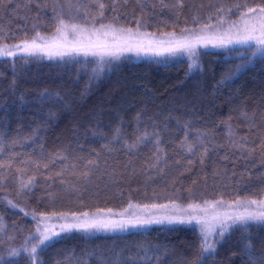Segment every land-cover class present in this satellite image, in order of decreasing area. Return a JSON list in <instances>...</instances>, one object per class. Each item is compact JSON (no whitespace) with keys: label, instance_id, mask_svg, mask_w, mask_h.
Returning <instances> with one entry per match:
<instances>
[{"label":"trees","instance_id":"trees-1","mask_svg":"<svg viewBox=\"0 0 264 264\" xmlns=\"http://www.w3.org/2000/svg\"><path fill=\"white\" fill-rule=\"evenodd\" d=\"M250 8L264 0H0V47L52 35L61 20L167 35L235 21ZM254 49L199 50L191 70L180 55L124 56L98 76L93 60L0 59V264H29L41 216L264 199V52ZM202 240L181 223L71 232L32 258L192 264ZM210 240L216 251L202 264H244L245 245L264 251V222Z\"/></svg>","mask_w":264,"mask_h":264},{"label":"snow or ice","instance_id":"snow-or-ice-1","mask_svg":"<svg viewBox=\"0 0 264 264\" xmlns=\"http://www.w3.org/2000/svg\"><path fill=\"white\" fill-rule=\"evenodd\" d=\"M113 4L117 0H112ZM126 3L127 0H124ZM101 9L104 5L101 3ZM251 14V15H249ZM100 15H103L101 11ZM139 25V22H138ZM209 27V26H205ZM235 28L233 32L232 29ZM102 29H94L90 32V35L85 37L87 29L81 28L78 25H68L63 20L59 22L56 27L57 36L51 39L43 37L39 32L30 41L24 40L14 45L12 48L7 46L0 47V59L15 58L20 56L32 57L38 54L48 59H54L60 57H70L72 55L85 57H98L100 61H104L105 58H111L113 60L120 59V56L127 51H134L137 55L140 54H151L155 56H176L177 54L184 53L188 56L191 61L189 64V70L196 66V60L194 57L198 56L197 46L207 47L212 45L213 47H226L231 44L248 45L254 44L255 49L253 55L257 52H264V8L259 9H248L247 13H242L240 21L237 24L230 26L229 30L220 33H208L204 29H201L200 33H193L192 35H186L180 39L175 38L173 34H169L168 40H148L145 43L144 34L139 31L133 32L131 29H114L110 25L103 26ZM68 31L76 33L77 39L69 40ZM112 34L114 38L119 36L123 39V42L109 43L107 40L100 39L101 36L107 37ZM95 71V70H94ZM231 73L230 75H234ZM230 75H226L225 79L230 78ZM223 83V80L221 81ZM246 115V114H245ZM141 141L146 137L139 138ZM191 145L188 146V150L191 151ZM31 183V180L28 182ZM27 187V185H24ZM13 208L17 207L12 201L8 202ZM206 207L200 208L199 205H189L191 209H200L204 213L202 216L188 214L187 218L184 216L176 215H162L141 219L135 213L130 217L125 218L123 213L112 214V215H93L89 217L88 213H84L82 218L72 217L71 222L62 223L60 225L59 232L53 231L52 228L47 226L48 217L41 216L35 227L33 233L37 243L31 248L32 256L29 258V264H39L38 260H33L37 253L39 245H44L46 242L52 240L53 237L59 236L62 233L76 231L90 232L96 231H116L126 230L128 227H143L146 224H162V223H190L195 221L196 224L200 225V235L203 237L199 246V255L192 261V264H202L205 259V253H214L216 251V243L210 240V236L219 229V237L224 238V234L229 231L231 226L240 224L245 225L249 221L264 222V201L251 200L247 203L249 205H256L258 211H249L245 207L244 211H217L216 206L223 204V201L215 202H204ZM239 205L240 201H236ZM131 207V205L129 206ZM147 207V206H145ZM153 208L162 207L166 208L167 205L157 206L153 205ZM233 205H227V208L231 209ZM208 209H212L209 214ZM23 211V209H21ZM127 211V210H125ZM186 211V210H180ZM108 213L111 214L112 210L109 209ZM27 215V213H25ZM113 215L119 216L120 218H113ZM32 218L37 220V216L33 213ZM63 219V217H61ZM2 220V218H0ZM44 224V228L41 231L40 225ZM38 234V235H37ZM27 239V238H26ZM251 239V237H246ZM25 251H28L25 249ZM12 255H19L18 252L11 253ZM242 257L246 256L247 259L244 264H264V251L259 256L254 254L251 250V245H245L241 252ZM82 264H87V261H83Z\"/></svg>","mask_w":264,"mask_h":264},{"label":"rangeland","instance_id":"rangeland-1","mask_svg":"<svg viewBox=\"0 0 264 264\" xmlns=\"http://www.w3.org/2000/svg\"><path fill=\"white\" fill-rule=\"evenodd\" d=\"M249 15H251V14H249ZM239 21H240V18L235 20V21L219 23V24H216L215 26L213 25V26H209V27H201V28H197V29L184 30L182 32L174 33V34L172 33V34L175 36V38L180 39V38H182V37H184L186 35H192L193 33H200L201 29H204L208 33H215V32L224 33V32L229 30L230 26H232L233 24H237ZM66 24H68V23H66ZM73 24H75V23H71V24H68V25H73ZM75 25H78L79 27L88 30L84 34L85 37L89 36L90 32L92 30H94V29H98V30L103 31L102 25H100V26H90V25L83 26V25H79V24H75ZM109 25L112 28L117 29V30L118 29L127 30V28H123V27H119V26H115V25H111V24H107V25H103V26H109ZM132 31L136 32V31H139V30H132ZM232 31L234 32L235 28H233ZM139 32L141 34H144L145 43L148 40H157V41L165 40L166 41V40L169 39V34H167V35H153V34H146V33L142 32V31H139ZM57 35L58 34L55 32L52 35L43 36V37L51 39L52 37L57 36ZM67 35H68V39L69 40H73V39H77L78 38V35L76 33L71 32V31H68ZM100 39L107 40V42H109V43H114V42H117V41H119L121 43L123 42L122 38H120L119 36L114 38L111 33L107 37L101 36ZM246 46L248 47V46H255V45L254 44H248V45L231 44V45H228L226 47H213L212 45H208L207 47H200L198 45L197 46V52H199V50L219 51L221 49H226L227 50V49H231V48H239V47H246ZM165 55H167V54H165ZM177 55L183 56V57L188 59V56L186 54H184V53H180V54H177ZM38 56L48 59L47 57L43 56V54H38ZM124 56H134V58L136 60H139V59H142V58L150 57L152 55L151 54H140V55H137L136 52H134V51H127V52H124L120 56V58L124 57ZM64 58L80 59V60H93L94 61V65H95V67H93V70H95V72H96L95 76L101 75L104 72L105 65L109 61H119V60H121V59L113 60V59H111L109 57V58H105L104 61H100L98 57H85L83 55H80V56L72 55L70 57H64ZM55 59H61V58L60 57H56V58L51 59V60H55ZM194 59L198 60V56L194 57ZM260 201H264V199H262ZM247 202L248 201H240L239 205H237L236 202H223V204L216 206V210L217 211H244L245 207H247V209L249 211H258V208H257L256 205H249ZM229 204L233 205V207L231 209L227 208V205H229ZM199 206H200V208L206 207L205 204H199ZM180 210H186V211H180ZM208 212L210 214L212 212V209H208ZM121 213L124 214L125 218H128L133 213H135L141 219H146V218L155 217V216H162V215H165V214H167V215H176V216H184L185 218H187L188 214L198 215V216L204 215V213L201 212L200 209H191V208H189V205L188 206L167 205L166 208H162V207H160V208H149V207L144 208V207H138V206H131V207L127 208V211H124V212H121ZM112 214H118V213L109 214L108 212H95V213H91V214H88V215H89V217H92L93 215H112ZM82 216H83V214L79 215V216H76V217H81L82 218ZM72 217H63V219H61V217H58V218L50 217V219L47 221V226L52 228L53 231L59 232L60 225L62 223L71 222ZM113 218L118 219L120 217L116 216V215H113ZM249 222H251V221H249ZM162 224L168 225V223H166V222L162 223ZM181 224L193 225L200 232V225L196 224L195 221H192L190 223H181ZM150 225H153V224H146L143 227H135V228L128 227L126 230H123V231H121V230H116V231H96V230H92L90 232L94 233V234H97V233H109L110 234V233H123V232H128V231H142V230H146L147 228H149ZM40 227H41V231H42L43 228H44V224H41ZM216 231H219V229L217 228ZM72 232H83V231L73 230ZM68 233H71V232H68ZM62 234H65V233H62ZM214 234L215 233H213L212 236H210L209 239H212ZM56 237H53L52 240L55 239Z\"/></svg>","mask_w":264,"mask_h":264}]
</instances>
